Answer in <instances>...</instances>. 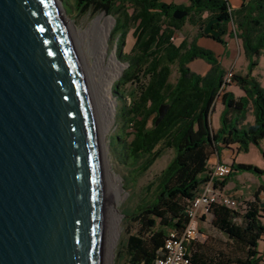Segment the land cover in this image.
I'll use <instances>...</instances> for the list:
<instances>
[{
  "label": "trees",
  "instance_id": "16d2710c",
  "mask_svg": "<svg viewBox=\"0 0 264 264\" xmlns=\"http://www.w3.org/2000/svg\"><path fill=\"white\" fill-rule=\"evenodd\" d=\"M188 1L76 0L80 16L104 12L114 18L110 40L114 43L117 38L116 57L126 63L113 84L126 103L123 114L127 125L121 139L124 151L120 163L126 164L132 158V172L141 176L164 149L173 152L158 174L143 186L136 185L129 215L122 219L113 264H156L165 254L169 232L182 233L189 221L191 202L211 179V156L233 146L236 151H246L251 144L259 145L264 137V88L251 74L256 64L251 58L264 52V0H239L236 7L230 0ZM176 9L186 14L174 18ZM210 19L217 20L213 27L219 31L218 37L203 34ZM186 23L196 29L192 37L183 31ZM129 33L133 41L125 52ZM177 34L182 36L178 42L174 41ZM225 34L240 39L249 58L247 71H232L229 81L224 79L226 71L214 52L198 44L199 37L224 43ZM195 59L209 64L204 74L190 68ZM173 68L176 75L172 79ZM230 85L240 88L243 95L227 90ZM219 92L224 108L220 125L213 130L210 114ZM161 104L167 109L156 124ZM249 111L254 120L244 123ZM226 164L229 173L221 180L212 178L220 188L236 173H264V168L234 159ZM261 192L264 193V182L238 208L219 203L209 206L211 224L224 235L228 248L206 240L191 241L187 244L191 264H264Z\"/></svg>",
  "mask_w": 264,
  "mask_h": 264
},
{
  "label": "water",
  "instance_id": "95a60500",
  "mask_svg": "<svg viewBox=\"0 0 264 264\" xmlns=\"http://www.w3.org/2000/svg\"><path fill=\"white\" fill-rule=\"evenodd\" d=\"M216 21L208 20L204 35L218 37ZM166 109L159 106L156 124ZM110 199L86 87L55 0H0V264H101Z\"/></svg>",
  "mask_w": 264,
  "mask_h": 264
},
{
  "label": "rangeland",
  "instance_id": "374dc122",
  "mask_svg": "<svg viewBox=\"0 0 264 264\" xmlns=\"http://www.w3.org/2000/svg\"><path fill=\"white\" fill-rule=\"evenodd\" d=\"M60 1L63 4L66 17L74 24L75 28L77 29H82V30L86 29L87 27H89L91 22L98 15L102 14L99 13L93 17L80 16L79 14H77V10L75 9L76 0H60ZM104 16L109 17V15H106L105 13ZM112 26H113V21L110 30ZM110 30L105 42V58H104L105 62H107L108 58L112 53L116 55L115 48H116L117 38L115 37L114 43L112 42V40H110ZM195 30L196 29L194 27H192L187 23L183 27V31L188 37H192L195 33ZM181 38H182L181 34H177L176 37H174V41L178 42ZM223 39H224V43H221L213 40L212 38L199 37L198 44L214 52L220 67L223 68V70H225L226 73L229 70H232L234 72H241V73L246 72L247 65L249 63V58L244 52L240 39H237L234 36H230L229 34H225L223 36ZM132 41L133 38L129 33L126 38V44L124 46L125 52L130 49ZM88 58L89 61L93 60L92 57L90 56ZM251 59H253L256 62V64L251 67L252 68L251 74L257 79L260 86L264 88V52H261L258 56H254ZM119 62L123 65L122 66V70H123L125 68V63L121 61ZM202 62L204 61L201 59H195L189 64V66L193 71L203 72V70L199 68V64ZM121 72L118 74V76H116L113 79L111 84V92L115 100L114 117L110 128L108 129V131L105 133L104 136V141L107 146V157L109 159V170L111 173V177L119 183L121 189L120 192L121 198L115 201L112 205V208L114 210V215L116 216V221L114 223L116 232H115V237L112 239L111 242V248L108 255L107 264L114 263L115 250L122 231V219L125 217L126 220L127 216L129 215L130 212L129 208L136 194L135 193L136 185L143 186L144 184L149 182L167 164V162L170 160L173 154L171 149H164L160 157L154 161V163L149 168V170L141 176L135 174V172H132V166H131V163L133 162L132 158H129L128 161L125 162L126 164L120 163L121 156L123 155V151H124L123 143L121 139L125 136L126 125H127L125 122L126 116H124L123 114L124 113L123 110L125 108L126 103L124 100L125 97L118 96L121 93V91L119 90L117 91L115 88H113V84L114 81L119 78ZM175 75L176 72L173 68L171 78L173 79ZM237 88L238 87L236 86H227V90H230L232 92H237L238 90ZM223 108L224 105L221 102V97L219 92L214 97L213 109L211 110V114H210L211 123H212L211 125L213 127H218L220 125L219 117ZM253 120H254V115L252 114V112L250 113L248 112L246 115V119L244 120V123H247L248 121L253 122ZM233 147H234L233 150L232 148L220 149V156L225 161L230 163L232 159H234L236 162L251 164L260 169L264 168V137L260 140L259 145L251 144L246 151L243 150L236 151L235 146ZM124 167L127 169L129 168L131 172L126 171ZM248 174H250L251 176L259 177L261 181H264V173L257 174V173L248 172ZM247 195L248 194L246 191L244 196L247 197ZM240 204L242 205L243 203ZM211 219H212L211 214L200 216L198 219V227L204 235L202 241L206 240V243L212 244L214 246L228 248V245L226 243V238L219 230L213 227V225L211 224ZM262 222L264 224V218L262 219ZM259 246H262V241L259 242Z\"/></svg>",
  "mask_w": 264,
  "mask_h": 264
},
{
  "label": "bare ground",
  "instance_id": "6f19581e",
  "mask_svg": "<svg viewBox=\"0 0 264 264\" xmlns=\"http://www.w3.org/2000/svg\"><path fill=\"white\" fill-rule=\"evenodd\" d=\"M58 2L55 0L79 65L93 114L102 173V190H106L111 198L101 216L100 263L107 264L111 242L116 232L114 224L116 216L112 205L121 198V189L119 183L111 177L104 136L114 117L115 100L111 92V84L121 72L123 65L114 53L110 55L107 62L104 60L105 42L113 21L109 18L110 16L105 17L102 13L86 29H77L68 20ZM89 56L92 57V61H89Z\"/></svg>",
  "mask_w": 264,
  "mask_h": 264
},
{
  "label": "built area",
  "instance_id": "2783aa9c",
  "mask_svg": "<svg viewBox=\"0 0 264 264\" xmlns=\"http://www.w3.org/2000/svg\"><path fill=\"white\" fill-rule=\"evenodd\" d=\"M232 70H229L224 79L229 81ZM229 173V166L226 163L217 162L212 166L211 179L205 183L201 192L191 202L188 215L189 221L178 235L170 231L165 241V254L156 260V264H191L187 254V244L191 241H202L204 235L198 227V219L209 213V206L212 203H219L230 208H238L239 202L226 195L222 188L213 184L212 178L221 180Z\"/></svg>",
  "mask_w": 264,
  "mask_h": 264
},
{
  "label": "crops",
  "instance_id": "0c3cea01",
  "mask_svg": "<svg viewBox=\"0 0 264 264\" xmlns=\"http://www.w3.org/2000/svg\"><path fill=\"white\" fill-rule=\"evenodd\" d=\"M164 1L167 3H174V4H188L187 2H189L188 0H164ZM230 2L232 6L234 7L238 6L240 3L239 0H230ZM195 33H196V30H195ZM199 68H201L203 72H197V73L204 74L209 69V64L204 61L199 64ZM230 86H234V85H230ZM237 89H238L237 92H233V93L236 96L243 95V91L240 88H237ZM250 112L251 111H249V113ZM210 120H211V115H210ZM218 127L212 126L213 130H217ZM217 162L228 163L220 156V151L218 152V154L214 153L210 158L211 166L215 165ZM261 182H264V181H261L259 177L251 176L250 174H248V172H240V173H236L231 176V178L222 187V191L226 195L236 199L239 203H241L242 200H248L252 197L253 192L258 189ZM246 191L248 194L247 197L244 196ZM260 198L264 200L263 192L260 193Z\"/></svg>",
  "mask_w": 264,
  "mask_h": 264
}]
</instances>
